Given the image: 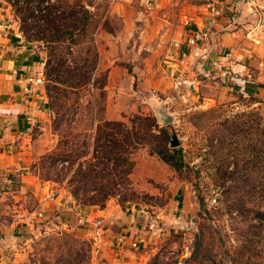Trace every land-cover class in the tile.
Listing matches in <instances>:
<instances>
[{"label": "rangeland", "instance_id": "rangeland-1", "mask_svg": "<svg viewBox=\"0 0 264 264\" xmlns=\"http://www.w3.org/2000/svg\"><path fill=\"white\" fill-rule=\"evenodd\" d=\"M82 1L92 13L86 38H93L96 61L86 86L70 89L46 80L48 44L26 43L44 57L38 85L46 110L12 151L4 145L17 166L0 171V233H8L1 235L0 264H264V229L254 220V211L264 210V97L229 89L213 72L182 68L180 38L190 17L218 0ZM0 23L19 28L7 0H0ZM70 46L55 50L68 66L90 45L82 40L69 53ZM70 67L74 71L78 64ZM136 116L165 128L169 148L175 136L186 166L175 169L148 147L135 151L129 188L103 207L114 204L126 217L118 233L110 226L94 228L90 220L105 224V219L91 218L74 198L70 213L48 205L38 218L49 187L70 193L80 170L104 167L89 160L96 126L103 120L128 123ZM147 136L155 143L160 137L155 130ZM255 145L260 157L251 150ZM81 211L88 221H78ZM197 233L212 251L194 263L188 258Z\"/></svg>", "mask_w": 264, "mask_h": 264}, {"label": "crops", "instance_id": "crops-1", "mask_svg": "<svg viewBox=\"0 0 264 264\" xmlns=\"http://www.w3.org/2000/svg\"><path fill=\"white\" fill-rule=\"evenodd\" d=\"M180 40L184 71L213 72L227 81L229 89L264 97V0H218L214 5H203L190 17ZM43 61L41 52L24 43L15 24L8 28L0 23V171H12L17 166L16 156L5 154L4 145L16 139L24 141L45 116L46 97L42 85L35 82ZM49 190L41 196L43 212L50 205L51 209L70 213V193L64 188ZM83 208L91 218L105 219V226L116 233L126 220L111 203L103 209ZM27 227L23 226L24 230ZM1 235L7 237L8 233H0V241L4 237Z\"/></svg>", "mask_w": 264, "mask_h": 264}, {"label": "trees", "instance_id": "trees-1", "mask_svg": "<svg viewBox=\"0 0 264 264\" xmlns=\"http://www.w3.org/2000/svg\"><path fill=\"white\" fill-rule=\"evenodd\" d=\"M7 2L12 6L15 17L19 21L18 30L24 42L43 41L48 44L50 54H47L48 58L45 61L44 72H42L46 80L53 84H67L70 89L74 86H86L96 64L92 55L93 38L92 36L86 38L92 16L87 4L82 0L71 2L70 0H7ZM31 18H34L33 22L30 21ZM33 28L37 30L34 35L30 33ZM82 40H86L90 46L84 51L83 58L78 62H70V66L78 64V68L71 71L72 67L65 65L61 53L57 54L55 50L57 46L67 43L71 45L70 53L72 47L80 44ZM148 121H150L148 117L136 116L128 123L103 120L96 126L93 137L95 154L93 153L89 160L105 165L99 171L96 170V164H91L95 168H88L84 172L80 170V175L71 183V185L75 183L73 189L70 190L72 198L79 200L84 206L99 205L103 208L106 199L129 188L131 184L129 175L132 169L131 155L140 148L148 147L150 153L156 154L175 169L186 166L182 149L168 147L167 130L158 127L154 121L149 123ZM153 130L159 132L160 135L156 143L147 136L152 135ZM260 148L255 145L251 149L256 152V157L261 156ZM80 154L85 158V153ZM103 181L106 183H102ZM263 191L262 189L261 192ZM88 192H93V195L88 196ZM249 192H254V188ZM83 196L87 198L86 203L82 201ZM254 220L257 222L256 227L264 229V210L256 209ZM208 251L212 250L206 247L203 233H197L188 261L197 263L203 256L202 254ZM210 261L216 262L214 256H210ZM229 262L234 263V259H230Z\"/></svg>", "mask_w": 264, "mask_h": 264}, {"label": "built area", "instance_id": "built-area-1", "mask_svg": "<svg viewBox=\"0 0 264 264\" xmlns=\"http://www.w3.org/2000/svg\"><path fill=\"white\" fill-rule=\"evenodd\" d=\"M188 42H189L190 44H194V40H189ZM41 80H42V74L39 72V73L37 74V77H36V79H35V82H36V83H40ZM15 142H16V141H13V142L8 143L6 148H7L8 150L12 151V150L15 148V145H16ZM48 198H49L50 200H52V199H53V196H52V195H49ZM35 214H36V216H37L38 218H42V217L44 216L43 209L38 208V210L35 212ZM85 220L88 221L87 215H86L84 212L81 211V213L78 214V221H79V222H83V221H85ZM90 221H91L90 224H91L94 228H98V230H99L101 227H103V226L105 225L104 222H103V220L100 219V218H95L94 220H90ZM100 234H101V233H100L99 231H97V232L95 233V237H94V239H96V235H100Z\"/></svg>", "mask_w": 264, "mask_h": 264}, {"label": "water", "instance_id": "water-1", "mask_svg": "<svg viewBox=\"0 0 264 264\" xmlns=\"http://www.w3.org/2000/svg\"><path fill=\"white\" fill-rule=\"evenodd\" d=\"M171 146H172L173 148H175V147L178 146V142H177L175 136L172 137Z\"/></svg>", "mask_w": 264, "mask_h": 264}]
</instances>
